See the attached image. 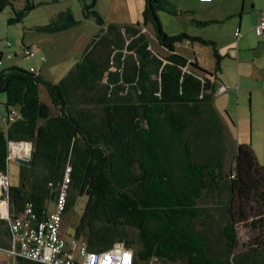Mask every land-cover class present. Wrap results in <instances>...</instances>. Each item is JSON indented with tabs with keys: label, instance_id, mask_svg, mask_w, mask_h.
<instances>
[{
	"label": "trees",
	"instance_id": "obj_1",
	"mask_svg": "<svg viewBox=\"0 0 264 264\" xmlns=\"http://www.w3.org/2000/svg\"><path fill=\"white\" fill-rule=\"evenodd\" d=\"M14 1L0 0V11ZM31 1L14 10L8 23L20 22ZM96 1L83 2L82 15L93 18L98 30L58 82L17 65L0 68L3 104L7 113L17 111L0 126V172H6L10 141H31L33 149L30 164L20 165L19 184L8 187L10 214L29 201L42 219L69 164L63 216L85 196L73 238L89 250L122 242L136 263L264 264V165L249 144L238 143L234 165L225 170L232 141L213 104L222 59L215 42L166 33L158 12L180 13L169 0H144L138 23L106 22ZM80 23L68 9L36 28L57 32ZM148 25L165 54L150 46L142 31ZM182 41L210 46L213 70L177 52ZM40 85L50 104L40 99ZM19 148L14 146L16 154ZM215 212L225 218L217 233L219 251L211 249L209 237ZM247 222L256 236L239 253L237 224ZM9 234L8 221L0 218L4 246Z\"/></svg>",
	"mask_w": 264,
	"mask_h": 264
},
{
	"label": "rangeland",
	"instance_id": "obj_2",
	"mask_svg": "<svg viewBox=\"0 0 264 264\" xmlns=\"http://www.w3.org/2000/svg\"><path fill=\"white\" fill-rule=\"evenodd\" d=\"M90 1L91 0H32L31 3L34 6L27 10L20 22L14 24H9L8 19L15 15L14 10H19L24 7L25 0H15L12 5L5 6L0 11V52H3L0 68L8 66L9 62L13 60L16 61V63L19 62L18 66L25 69H27V66L31 64L34 65L35 72L39 73L44 79L52 82H58L68 73L70 69H72L75 64L74 59H57L55 64L52 63L53 59H45L42 62L39 58L24 57L22 55L23 49L30 48L35 51L37 53V57H39L40 55L43 56L42 51L45 46L49 47V49L55 53H60V55L65 58H70V55H72L73 50L75 49L73 47V42L67 41V38H69L68 36L61 38L62 36L58 35H61L62 32H45L38 30L36 27L48 22V20L57 13L68 9H70L75 19H77L82 14L83 2ZM131 1L134 0H101L102 7L100 10H105L107 8L109 12L105 11L107 16L105 20H109L108 22L113 20L118 21L116 18H118L119 15L117 14L120 12L115 11H118L117 7L120 6L119 3H130ZM258 1L264 5V0H257V2ZM248 8H250V5H248ZM248 8H246V10ZM239 9L243 10V7H239ZM256 15L257 18H255ZM263 15L264 12L260 10L255 13V16L245 14L241 22V36L237 39L233 36V34L229 33V37L226 38L229 42H231L230 48L233 47V50L229 49V52L232 54L231 56L227 55L222 59L221 74H219L221 82L225 84L227 88L225 91L217 88L213 99V102L217 105L220 114L228 120L227 129L231 136L230 141H232L230 143L229 150H227L224 157L226 172L234 165L235 144L238 143L249 144L253 149L258 163L264 165V105L261 103L263 98L261 96V92L258 90L259 84L256 80H254V78H246L240 70V74H238V65L242 67V62L253 59L252 56L249 58L247 56V53H251L252 50L248 49L246 51L243 49V46L251 42H256L257 35L254 31V26L259 22V18ZM91 21L93 30H96L94 29V26H96L98 30V26L93 18ZM167 28L168 31L171 30L170 27L167 26ZM97 30L91 31V33H96ZM145 31L150 41V46L152 49L156 50V47H160V45L156 41L152 27L148 25ZM164 31L167 32L165 29ZM8 43H10L9 46ZM183 46L184 45L179 44L177 47L178 51L187 52L183 49ZM202 49L205 53H201V59L197 60L203 67L213 70L214 57L212 54V48L210 46H206ZM188 50L191 52V49L188 48ZM224 50L226 49L220 47L221 54L225 52ZM14 52H16L15 55ZM238 52L239 58L237 55ZM8 55L15 59H9L7 57ZM68 60L69 65L67 63ZM67 65L68 70L66 71ZM261 87L263 91V84ZM39 95L41 100L50 104V99L43 85L39 86ZM4 102L5 94L0 93L1 114H3V110L4 113L6 112V106L3 104ZM28 150L29 149H27V151ZM10 151L12 152V150ZM19 170L20 164L17 161L8 158L5 172L8 186H15L19 184ZM84 202L85 196L78 197L72 209L63 216L61 234L67 242H70L74 236V226L79 220ZM207 204L214 206L213 204L215 203L211 198H208ZM48 207L50 209L52 208V202L48 204ZM218 212H215V217L211 220V232L209 236L211 249L214 251L220 250L221 245H218L216 242L217 233L220 226L225 223L223 212H220V214ZM236 231L239 244L237 252H245L250 246H253L251 241H253L256 236L255 229L247 222L245 224L238 223ZM132 233L135 232L132 231ZM247 242H251V244L247 246L242 245ZM2 258L3 257H0V259ZM260 258L264 259L263 257ZM11 262L14 264L15 260L12 259Z\"/></svg>",
	"mask_w": 264,
	"mask_h": 264
},
{
	"label": "crops",
	"instance_id": "obj_3",
	"mask_svg": "<svg viewBox=\"0 0 264 264\" xmlns=\"http://www.w3.org/2000/svg\"><path fill=\"white\" fill-rule=\"evenodd\" d=\"M169 1L173 5H175V7L178 9V12L180 13H178L177 15H172L164 11H159L158 16L162 23L163 30L165 29L168 32V34L169 33L177 34L179 32H185L192 36H199L204 39L213 40L216 44L218 53L222 56V59L226 57L227 55L228 56L232 55L229 52V49L233 50V47L230 48L231 42H229L226 38L229 37V33L233 34V36H235V38L237 39L241 36V33H240V30L242 27L241 22H242L244 15L249 14V16H255V13L259 10L264 12L263 10L264 5L261 4L260 1L257 2V0H169ZM119 4H120L119 7L116 6L118 11H115V12H120L119 14L115 13L119 15L118 18H116L118 21L113 20L111 22H118V23L141 22L140 15H141L142 8L144 6V0H134V1H131L130 3H119ZM248 5H250V8H248ZM95 7H96L95 9L99 12V14L102 15L104 19H106L107 16H106L105 11L107 12L109 11L107 10V8L105 10H100V8L102 7L101 0L96 1ZM239 7L240 8L243 7V10L239 9ZM246 8L248 9L246 10ZM255 18H257V15L255 16ZM77 19L81 20V23L79 24V26H74L66 30L57 31V32H62L61 35H58V36H62L61 38H65L66 36H68L69 38H67V41L73 42V45H74L73 47L75 50H73V53L72 55H70V58L69 57L65 58L62 55H60V53H55L51 51L49 47H45V46H44V50L42 51L43 56L40 55L39 57H37V53H36V56L34 57L39 58L40 61H42L41 60L42 58L44 60L53 59L52 60L53 64L56 63L57 59H74V61L76 62L78 60L77 58H80L84 47L88 43V40L95 33V32L91 33V31L97 30L96 26H94V29L96 30H93V27L91 26L92 18L91 19L83 18V15L81 14V16ZM191 19H196L200 21H211V20L214 21L215 20L216 22H212V23H209L203 26H197L190 22ZM89 26H90V29H89ZM167 26L170 27L171 29L170 31L167 30L168 29ZM145 29H146L145 27H142V31H145ZM179 44L184 45V46H189V47L183 46V49L186 50L187 52L178 51L177 47ZM9 45L10 44H8V46ZM203 47H206V45H203L198 42L190 43L189 41H182L176 44L175 50L183 54L185 57H187L190 60L195 59L197 63L201 67H203L201 63L197 60V59H201V56H200L201 53L202 54L205 53V51L202 49ZM220 47L223 49H226L224 50L225 52H223V54H221ZM188 48L191 49V52H189ZM243 49H245L246 51L248 49H251L252 52L247 53V56L248 58L252 56L253 59H249L245 62H242L243 63L242 67L238 65V74H240L239 73V70H240L242 71L243 75L246 78L248 79L254 78V80L258 82L259 84L258 90L261 92V96L263 98V101H261V103L264 105V36L257 35L256 42L255 43L251 42L243 46ZM156 51L160 53H164V54L166 52L162 49V47L160 48L158 46L156 47ZM15 54L16 52H14V55ZM237 55L239 58V52L237 53ZM2 58H3V52L0 53V63L2 62ZM8 58L15 59L12 56ZM18 63L19 62L16 63V61L13 60L9 62L8 66H4V67H9L12 65L18 66L19 65ZM67 63L69 65V60ZM68 65H67L66 71L68 70ZM27 69L35 71L34 65H31V64L27 66ZM207 70H211V69H207ZM219 73L221 74V69ZM219 73L217 75L218 78L216 80V85L218 89H222L223 91H225L227 87L225 86V84L221 82ZM262 84H263V91L261 87ZM213 104L217 112L220 114L217 108V105L214 102ZM220 116L227 127L228 120L224 118L223 115L220 114ZM7 118H8V113H7V108H6L5 113H4V110H3V114H1L0 112V126L2 127L5 126V122L7 121ZM242 144H246V143H242ZM16 145H19V144H16ZM19 149L20 151L17 154H25V152H28L26 148L22 149L21 146ZM17 154L14 148L12 152L9 151V157L11 159L14 155H17Z\"/></svg>",
	"mask_w": 264,
	"mask_h": 264
},
{
	"label": "built area",
	"instance_id": "obj_4",
	"mask_svg": "<svg viewBox=\"0 0 264 264\" xmlns=\"http://www.w3.org/2000/svg\"><path fill=\"white\" fill-rule=\"evenodd\" d=\"M254 31L256 35L264 36V15L260 17ZM22 55L34 57L36 52L24 48ZM16 114L17 111L11 109L8 120H14ZM69 183L70 165L68 164L62 180L57 185L52 208L47 206L44 217L38 220L33 204L29 201L21 211L10 214L7 176L0 172V189L2 186L6 189L0 197V218L8 221L10 230L6 246L0 239V257H3L0 259V264H12L11 260L16 257L46 264H155L151 260L136 263L133 251L122 242H117L111 248L102 251L89 250L84 242L76 238L67 242L61 234V229Z\"/></svg>",
	"mask_w": 264,
	"mask_h": 264
},
{
	"label": "water",
	"instance_id": "obj_5",
	"mask_svg": "<svg viewBox=\"0 0 264 264\" xmlns=\"http://www.w3.org/2000/svg\"><path fill=\"white\" fill-rule=\"evenodd\" d=\"M21 142H24V143H28L29 144V150L27 153L25 154H17V155H14L12 157L13 160L17 161L20 165H29L30 164V160H31V157H32V142L31 141H27V140H22V141H10L9 142V150L11 148V145L13 143H21ZM5 187H1L0 189V197L2 196V194L5 192Z\"/></svg>",
	"mask_w": 264,
	"mask_h": 264
},
{
	"label": "bare ground",
	"instance_id": "obj_6",
	"mask_svg": "<svg viewBox=\"0 0 264 264\" xmlns=\"http://www.w3.org/2000/svg\"><path fill=\"white\" fill-rule=\"evenodd\" d=\"M16 144H19L21 147H22V149H24L25 147H24V144L23 143H13L12 145H11V150H13V148H14V146H16ZM24 152V151H23ZM25 153H27V152H25Z\"/></svg>",
	"mask_w": 264,
	"mask_h": 264
},
{
	"label": "clouds",
	"instance_id": "obj_7",
	"mask_svg": "<svg viewBox=\"0 0 264 264\" xmlns=\"http://www.w3.org/2000/svg\"><path fill=\"white\" fill-rule=\"evenodd\" d=\"M224 86V85H223ZM10 151V150H9Z\"/></svg>",
	"mask_w": 264,
	"mask_h": 264
}]
</instances>
